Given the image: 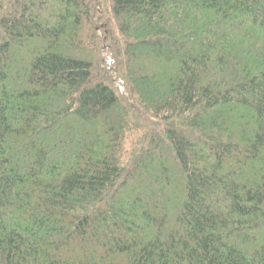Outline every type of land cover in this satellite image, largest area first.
Returning a JSON list of instances; mask_svg holds the SVG:
<instances>
[{"label":"trees","instance_id":"1","mask_svg":"<svg viewBox=\"0 0 264 264\" xmlns=\"http://www.w3.org/2000/svg\"><path fill=\"white\" fill-rule=\"evenodd\" d=\"M0 264H264V0H0Z\"/></svg>","mask_w":264,"mask_h":264},{"label":"rangeland","instance_id":"2","mask_svg":"<svg viewBox=\"0 0 264 264\" xmlns=\"http://www.w3.org/2000/svg\"><path fill=\"white\" fill-rule=\"evenodd\" d=\"M102 8V7H101ZM103 9V8H102ZM106 27L104 26V23L102 21V19L97 21V26H96V32H97V36H98V41H97V52L99 55V58L101 59V57H103V59H109V55H110V49L107 46H104V43H109L110 42V36H107V30L105 29ZM101 52V54H100ZM116 67V65H115ZM116 69V68H115ZM115 72L109 70L108 74H110V77L113 76ZM117 74V73H116ZM115 74L114 76V83H116L114 85V87L117 85L116 79L117 75ZM126 91V88H125ZM124 91V92H125Z\"/></svg>","mask_w":264,"mask_h":264}]
</instances>
